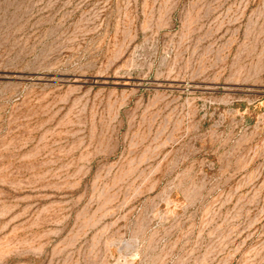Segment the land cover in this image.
I'll return each mask as SVG.
<instances>
[{
	"label": "rangeland",
	"instance_id": "obj_1",
	"mask_svg": "<svg viewBox=\"0 0 264 264\" xmlns=\"http://www.w3.org/2000/svg\"><path fill=\"white\" fill-rule=\"evenodd\" d=\"M0 264H264V0H0Z\"/></svg>",
	"mask_w": 264,
	"mask_h": 264
}]
</instances>
